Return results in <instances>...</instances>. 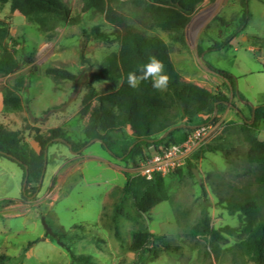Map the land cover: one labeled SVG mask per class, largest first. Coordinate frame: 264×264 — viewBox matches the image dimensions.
<instances>
[{"label": "rangeland", "instance_id": "1", "mask_svg": "<svg viewBox=\"0 0 264 264\" xmlns=\"http://www.w3.org/2000/svg\"><path fill=\"white\" fill-rule=\"evenodd\" d=\"M65 2L73 16L81 14L82 22L60 25L52 38L19 11L21 15L17 17L10 3H0V28L9 30L5 45L20 63L18 72L0 76V124L21 131L25 140L38 150L35 137L47 136L54 122L66 120L67 109L70 114L79 111V117L67 127L70 138L74 142L83 141L88 117L81 111L89 88L99 94L112 93L116 89L106 80L94 79L93 75L111 53L119 51V34L102 13L95 10L82 13V0ZM249 8L252 18L241 37L226 49L206 51L200 57L199 45L208 46V39L225 31L218 19L232 23L241 9V0H206L191 16L185 30L187 45L174 44L173 56L180 72L192 80L204 79L201 71L206 63L230 73L239 93L258 107L264 104V0H249ZM199 16L201 19L195 21ZM228 29L230 32L225 33L226 36L233 30L231 26ZM97 34L102 37L98 38ZM152 34L167 39L160 31ZM83 46L86 64L80 59ZM51 67L68 70L78 79L55 83L47 75ZM16 80L26 82L19 93L23 107L6 111L3 90ZM222 80L204 81L216 91L224 86ZM223 89L236 108L229 104L218 111L220 120L215 124L216 134L209 144L219 150H205L191 161L199 171L201 183L189 171H176L167 176L166 201L146 215H139L130 197L122 193L121 187L126 183L124 175L103 163L117 164L123 173L138 176L142 162L137 165L115 160L98 142L84 149L83 157L78 159L80 170L61 186L58 178L53 179L52 162L58 153L72 157V152L65 145H53L42 187L28 199L22 197L23 170L18 164L0 157V264H72L68 249L47 237L46 221L53 229L54 226L62 227L67 232L64 242L74 254L92 256L96 264H131L136 256L130 251V244L139 231H150L170 242L171 249L162 251L151 264H243L236 255L235 246L246 239L247 233L238 215H231L220 202L231 199L235 188L255 184L254 172L247 169L246 155L250 137L264 142V120L249 123L253 110L248 106L239 110L240 100L231 90ZM237 109L241 112H236ZM227 111V117L223 118ZM204 119L196 118L195 121L202 123ZM176 121L186 124L180 117ZM184 133H177L173 140L180 141ZM91 155L103 162L88 160L87 156ZM204 209L208 211L212 228L222 234L218 241L192 234ZM116 210L120 239L115 232ZM206 252L210 254L207 258Z\"/></svg>", "mask_w": 264, "mask_h": 264}, {"label": "trees", "instance_id": "2", "mask_svg": "<svg viewBox=\"0 0 264 264\" xmlns=\"http://www.w3.org/2000/svg\"><path fill=\"white\" fill-rule=\"evenodd\" d=\"M82 1V13L92 10L102 13L120 36L119 51L111 53L100 70L93 75L94 79L106 80L116 89L112 93L99 94L95 89L89 88L83 99L81 111V114L89 119L83 141L74 142L68 137L65 129L56 128L50 130L47 136L35 137V142L40 148L37 152L25 140L21 131L0 124V157L19 165L23 170V182L28 176L23 199L34 197L40 191L47 170L45 154L55 144H62L68 148L71 145L69 148L71 151L82 154L92 141L100 140L102 148L115 160L139 165L172 144L185 140L193 131L192 127L219 122V116L214 117L216 108L220 111L222 106L228 104L236 108L224 87L231 90L235 98L247 102V99L238 92L235 78L230 73L206 63L209 70L225 80L223 87L212 92L193 82L185 81L172 58L174 44L187 45L185 30L191 16L206 0ZM0 3H10L13 12L19 11L49 38L53 37L62 24L79 25L82 22L81 14L73 16L65 0H0ZM251 18L249 0H241L239 16L232 23L219 18L218 21L225 31L220 32L217 37L208 39V46L199 45V56L206 51H219L230 47L234 40L241 37ZM228 26L233 30L226 36L225 33L230 32ZM155 31L164 33L167 39L152 34ZM99 35L101 34H97L98 38L102 37ZM8 36V28H0V76L12 75L20 70V63L15 54L5 45ZM80 59L82 63H88L84 56V46L80 52ZM152 59L162 65L160 74L168 77L167 87L162 90L153 87L151 77L146 80L139 79L143 75L141 69ZM129 73H135L138 77L135 88L130 87L127 82ZM47 75L55 83L78 79L77 75L68 70L56 67L49 68ZM24 87H26L24 80H16L3 90L6 111L22 109L19 93ZM248 107L252 110L250 105ZM179 117L181 121L186 120L185 127H178L167 137H163L170 128L182 125L176 121ZM203 117H206V120L204 119L202 123L195 121L196 118ZM255 120H264V104L255 110ZM129 129L131 134L128 133ZM181 131L185 132L183 138L180 141L173 140ZM249 143L246 164L247 169L255 174V184L235 188L232 198L221 199L220 204L224 205L231 215H238L247 233L246 239L235 246L236 255L243 264H264V142L256 137H250ZM205 150L216 152L219 148L206 145L177 172L189 171L194 175L195 166L191 161ZM226 158L228 159V155ZM124 175L126 183L122 193L130 197L134 210L139 215L150 213L153 208L166 201V177L156 174L149 180L140 175L131 176L126 172ZM202 188L206 193L205 187ZM117 210L114 215L115 232L120 239ZM45 223L48 229L47 237L57 240L68 249L72 264H96L92 256L76 255L72 252L64 242L67 232L62 227L54 226L53 229L52 224L47 221ZM192 234L208 237L212 241H218L222 237L219 231L212 228L206 209L193 227ZM170 249L167 238L150 231L136 232L130 244V251L136 256L131 264H151L162 251ZM209 256L210 254L206 252V258Z\"/></svg>", "mask_w": 264, "mask_h": 264}, {"label": "built area", "instance_id": "3", "mask_svg": "<svg viewBox=\"0 0 264 264\" xmlns=\"http://www.w3.org/2000/svg\"><path fill=\"white\" fill-rule=\"evenodd\" d=\"M216 130L215 124L198 126L185 140L172 144L161 153L143 161L139 168V175L150 180L156 174L163 177L174 174L178 169L185 167L197 152L214 139Z\"/></svg>", "mask_w": 264, "mask_h": 264}, {"label": "crops", "instance_id": "4", "mask_svg": "<svg viewBox=\"0 0 264 264\" xmlns=\"http://www.w3.org/2000/svg\"><path fill=\"white\" fill-rule=\"evenodd\" d=\"M17 17H19L21 14L19 12H15ZM174 54V53H173ZM172 58L176 64V58L172 55ZM177 66V64H176ZM202 67H205V69H202V74H203V78L204 79H201L199 81L197 80H192L190 79L189 77L185 76L182 72H180V68L177 66L179 72L181 73L183 79L187 82H193L197 85H199L200 87H203L209 91H212L213 92V89L212 87H209L206 82L204 81L205 79L207 80H211L212 82H219L220 79H223L222 77H220L219 75H217L216 73L212 72L211 70H209L207 68V66H202ZM224 80V79H223ZM222 80V81H223ZM225 82V80H224ZM239 92V91H238ZM248 100V99H247ZM240 109L241 110L242 108L248 106V105H252L251 103H249V101L246 103V102H242L240 101ZM238 109L236 110V112H241L239 111ZM70 110H66V120L61 119V120H58L56 122H54L49 128L52 130V129H56V128H63L67 131V127H69V123L72 122L73 120H76L79 114V111L77 112H69ZM228 111L223 115V118L227 117L228 115ZM206 119V117H204ZM88 120L87 119V123H88ZM222 120V119H221ZM87 126V125H86ZM85 126V127H86ZM70 128V127H69ZM68 132V131H67ZM128 133L131 134V131L130 129L128 130ZM68 137L70 138V133L68 132ZM71 139V138H70ZM72 140V139H71ZM73 141V140H72ZM100 143V142H98ZM101 144V143H100ZM31 146V145H30ZM33 149H35L37 152L40 151V148L39 150L37 149V147H34V146H31ZM39 147V146H38ZM52 147V146H51ZM50 147V148H51ZM69 149V148H68ZM50 151V149H49ZM49 151H48V157H49ZM82 156V154H73L72 153V157H68L65 155L64 152H61V153H58L56 156H55V161L52 162V165H53V174H54V178H58V184L59 186L63 185L66 183L67 179L69 177H71L74 173L78 172L80 170V163H79V160ZM87 159L88 160H98V161H102L103 162V159H100L96 156H87ZM103 163H105L106 165H108V167H110L112 170H114L115 172H118L122 175H124L123 173V169L121 168V166H118L117 164H114V163H110L108 161H104ZM48 166H49V160L47 162V169H48ZM47 171V170H46ZM125 177V175H124ZM53 183V182H52ZM125 186V185H124ZM116 187V186H115ZM122 189L124 187H121ZM112 191V190H111ZM110 191V192H111Z\"/></svg>", "mask_w": 264, "mask_h": 264}, {"label": "clouds", "instance_id": "5", "mask_svg": "<svg viewBox=\"0 0 264 264\" xmlns=\"http://www.w3.org/2000/svg\"><path fill=\"white\" fill-rule=\"evenodd\" d=\"M162 65L155 59H152L151 62L145 65L141 72L143 73L139 79H148L149 77L153 80V87L156 89H164L168 84V77L166 75H161ZM127 82L130 87H137L138 77L135 73H129Z\"/></svg>", "mask_w": 264, "mask_h": 264}, {"label": "water", "instance_id": "6", "mask_svg": "<svg viewBox=\"0 0 264 264\" xmlns=\"http://www.w3.org/2000/svg\"><path fill=\"white\" fill-rule=\"evenodd\" d=\"M251 107H252V110H253V116H252V120L249 121V123H253L254 122V120H255V110L257 109V106L251 105ZM217 114H218V109L216 108L214 117L217 116ZM178 127H185V125H180V126H175V127L170 128L168 131L165 132V134L163 135V137H167L170 134V132H172L173 130H175ZM192 128L195 129L197 127H192ZM59 141H63V140L62 139H59ZM94 142H100L101 143L100 140H94V141H92V143H94ZM69 148H71V145H69ZM71 152L73 154H77L76 152H73V151H71ZM47 162H48V152H46V154H45V167L46 168H47ZM193 173H194L195 177L197 178L198 182L201 183V178H200V175H199V171L196 168H194L193 169ZM27 182H28V176L25 178V180L23 182V190L26 188ZM42 182H43V179H42Z\"/></svg>", "mask_w": 264, "mask_h": 264}, {"label": "bare ground", "instance_id": "7", "mask_svg": "<svg viewBox=\"0 0 264 264\" xmlns=\"http://www.w3.org/2000/svg\"><path fill=\"white\" fill-rule=\"evenodd\" d=\"M201 19V16H199L195 21H199Z\"/></svg>", "mask_w": 264, "mask_h": 264}]
</instances>
